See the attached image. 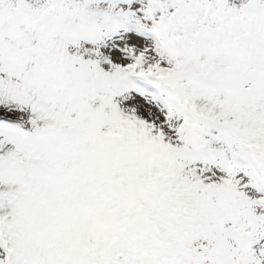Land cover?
<instances>
[{
	"label": "snow or ice",
	"instance_id": "obj_1",
	"mask_svg": "<svg viewBox=\"0 0 264 264\" xmlns=\"http://www.w3.org/2000/svg\"><path fill=\"white\" fill-rule=\"evenodd\" d=\"M0 264H264V0H0Z\"/></svg>",
	"mask_w": 264,
	"mask_h": 264
}]
</instances>
